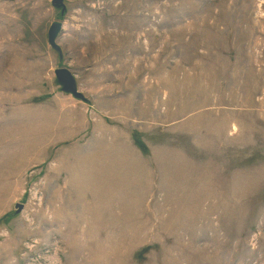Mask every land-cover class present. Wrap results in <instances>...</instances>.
<instances>
[{"label": "rangeland", "instance_id": "374dc122", "mask_svg": "<svg viewBox=\"0 0 264 264\" xmlns=\"http://www.w3.org/2000/svg\"><path fill=\"white\" fill-rule=\"evenodd\" d=\"M63 3L0 0V264H264V0Z\"/></svg>", "mask_w": 264, "mask_h": 264}, {"label": "water", "instance_id": "95a60500", "mask_svg": "<svg viewBox=\"0 0 264 264\" xmlns=\"http://www.w3.org/2000/svg\"><path fill=\"white\" fill-rule=\"evenodd\" d=\"M51 3L55 7H59L62 10L65 8L63 0H51ZM61 30V22L54 21L52 22L47 30V39L50 46L57 51L59 55H61V48L57 44L56 37ZM55 78L60 85L62 91L71 94L73 97L84 100V95L77 89L76 80L73 72H71L68 68L58 67L54 70ZM15 212H20L23 208V204L16 203Z\"/></svg>", "mask_w": 264, "mask_h": 264}, {"label": "crops", "instance_id": "0c3cea01", "mask_svg": "<svg viewBox=\"0 0 264 264\" xmlns=\"http://www.w3.org/2000/svg\"><path fill=\"white\" fill-rule=\"evenodd\" d=\"M74 74V73H73ZM74 76H75V74H74ZM57 81V80H56Z\"/></svg>", "mask_w": 264, "mask_h": 264}]
</instances>
